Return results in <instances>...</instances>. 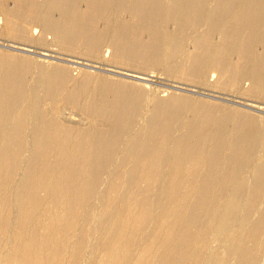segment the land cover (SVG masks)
Returning a JSON list of instances; mask_svg holds the SVG:
<instances>
[{
	"label": "bare ground",
	"instance_id": "1",
	"mask_svg": "<svg viewBox=\"0 0 264 264\" xmlns=\"http://www.w3.org/2000/svg\"><path fill=\"white\" fill-rule=\"evenodd\" d=\"M48 34L264 112V0H0L14 48ZM65 71L0 49V264H264L263 117Z\"/></svg>",
	"mask_w": 264,
	"mask_h": 264
},
{
	"label": "rangeland",
	"instance_id": "2",
	"mask_svg": "<svg viewBox=\"0 0 264 264\" xmlns=\"http://www.w3.org/2000/svg\"><path fill=\"white\" fill-rule=\"evenodd\" d=\"M1 36H0V49L1 50H5L10 53H18V54L22 53L23 55L30 57L31 59H33V61L37 63L39 62V63H44V64H51L52 66L59 65L62 68H65L66 69L65 72L69 74L71 72V74L73 75H78L80 73L83 74L87 72V73H92V74L108 75L112 79L114 78L116 80L127 81V83H129L133 87V89L141 88L140 90H144L145 92L147 90L148 94L149 92L151 93L150 94L151 96L155 94H159V93L160 95H166L167 93V96H169V94L170 95L172 94L173 95H187L190 98L192 97L193 99H202V100H206L210 102H216V103H220L223 105H228L232 108L240 107V108L245 109L248 112L255 113L256 115L264 118V112L259 111L257 109H252L250 107L240 104L239 102H237L240 100L233 96H228L221 91L214 92V91H208L206 89H203L204 86H202V83H198V85L201 86L202 88L188 85V84L196 85L198 81L189 80L184 77L171 74L169 72L170 70L169 66L171 65L170 64L168 65L167 63L169 62H167L166 60H162V62L160 63L158 62L159 64L150 62L146 64L142 63L140 64V66H131V65H126V64L119 63V62H113L109 59V56H106L107 58L103 57L102 59V58L91 57L86 54H77V52L63 50L62 48L57 46L53 42L54 39H53L52 34L47 35V41H48L47 44L50 45V47L48 48L51 49L48 56L40 54L46 45L38 43L36 41H32V43L30 42L31 47L33 48V51L35 53H32L33 51L23 53V51L21 52L17 48H14L16 46L13 47L14 44H17V45H22V44H19L14 39H6L4 38V36L2 37ZM4 46L5 47L8 46V47L5 48ZM158 52L161 53L160 50ZM162 52H166V48H162ZM120 68H123V69H120ZM127 69L134 70V71H140L142 73H147L148 74L146 75L147 78L145 80H141V79H136L134 77L127 76V75H123L122 72L124 71L127 72ZM118 71H122L121 74ZM200 82H203V81H200Z\"/></svg>",
	"mask_w": 264,
	"mask_h": 264
}]
</instances>
